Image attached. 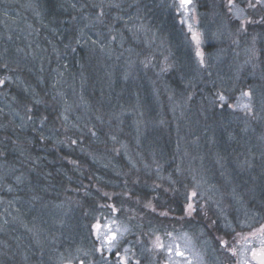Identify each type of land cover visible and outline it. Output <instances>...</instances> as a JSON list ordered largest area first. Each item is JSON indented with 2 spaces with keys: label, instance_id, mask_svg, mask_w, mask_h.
Returning <instances> with one entry per match:
<instances>
[{
  "label": "trees",
  "instance_id": "obj_1",
  "mask_svg": "<svg viewBox=\"0 0 264 264\" xmlns=\"http://www.w3.org/2000/svg\"><path fill=\"white\" fill-rule=\"evenodd\" d=\"M229 1L198 0L203 67L172 0H0V264H115L127 246L156 253L155 237L231 240L264 219V6L243 3L244 30ZM246 44L263 67L222 74ZM248 83L251 112L219 104ZM201 160L223 196L187 215ZM109 217L132 229L112 252L94 232Z\"/></svg>",
  "mask_w": 264,
  "mask_h": 264
},
{
  "label": "rangeland",
  "instance_id": "obj_2",
  "mask_svg": "<svg viewBox=\"0 0 264 264\" xmlns=\"http://www.w3.org/2000/svg\"><path fill=\"white\" fill-rule=\"evenodd\" d=\"M172 2L173 6L175 7V13L179 18V23L185 27V31L189 36L191 53L195 58H197L203 67L206 66L208 58L206 46L211 42V40H208L209 36L200 27L199 20L200 14L202 15V13L200 12L198 0H192V3L187 6V11L180 7V0H172ZM243 3H246L248 6L254 5V7L257 5L264 6V0H230L228 2L230 12L233 14L234 18L243 22L242 28L246 30L247 27L244 23L247 20V12L243 7ZM259 14L260 13L257 12V15ZM260 19H262V17H259V20ZM194 36H196L198 39H194ZM198 53L202 55H198ZM261 57L262 55L260 49L254 45L246 44L237 50H231L232 59L227 64L226 72H222V74L232 73L238 75L241 71L253 67L254 70L251 72V75H254L257 70H260L259 68L263 67L259 63ZM220 62L221 60H215L211 66L206 67V71L204 70V75H216L218 78L216 84H218V82L220 83L218 77L219 74H221ZM254 62L259 64V68H256L257 64L255 63L254 65ZM231 76L233 77L236 75ZM261 79V83L264 87V75H261ZM249 86L250 84L248 83L247 87H245L246 89L238 93V98L235 99L233 103L229 96L225 94V90H221L217 97V99L221 102H219V104H228L229 106L231 105L230 107L236 111H243L246 113L251 112L255 101V91ZM260 91L264 93V89H260ZM246 93L249 95H245ZM262 95V97H264V94ZM245 105H247V107H245ZM263 112L264 109L259 113V118L262 116ZM261 137L264 139V132L262 133ZM190 159L195 161L193 157ZM206 159L209 165L208 157ZM194 164L196 165V163ZM199 165H197L196 168L195 166H192V168L189 166L188 169V172L193 175V178L189 179L187 182V187L190 189V200L184 207V212L187 215H194V209L198 206H202V204L205 206L207 203H210L211 205L217 207V204L219 203V197L223 196L222 193L215 190V186H209V183L205 178L207 177L209 166L206 168L205 160H201ZM201 169L202 173H200ZM198 173L201 176H198ZM224 175H226V171L220 172L221 178L219 181L222 183H226ZM211 178L212 176L209 179ZM228 184L233 183L228 182ZM224 194L227 195L226 193ZM210 198H213V201H211ZM200 202H202V204ZM228 202L229 206H226L229 209H233L232 203L236 202L232 200V195L229 193ZM160 204L162 206L168 205L164 199L161 200ZM189 205L192 207L189 208ZM146 206L150 207L148 203ZM224 212L222 211L220 215H222V219L225 221H231L232 219H235L232 217V214L229 210ZM238 221L241 222L240 219H238ZM254 222L257 221L250 222V224L248 223L244 231L238 232L231 240L226 239L222 241H216V238L213 240L209 238L206 235V232L202 229L196 232L191 230H182L166 236L155 237L152 240V247L155 249L156 253H152V248L149 246V256L143 254L141 257H134L132 246H127L122 252L118 254L117 260L120 262V264L132 262V259L136 264H257L253 259V252L264 248V219L260 222L258 221L259 223ZM97 224L101 225L99 233L96 229ZM97 224L94 226V232L95 235L99 237V250H102L103 248L109 252L118 249L122 241L130 235L132 230L129 224L123 222L117 217L106 218L104 221H99ZM228 224L232 225L231 223ZM183 225L184 223H179V226ZM110 234H115L116 237L111 246L104 239L105 236ZM224 242L227 243L225 244ZM158 243L163 244L164 247H158ZM169 249H171V251H169ZM177 249L182 251L184 255H177ZM151 254H153V258ZM117 260L115 264H117ZM66 264L75 263L72 261Z\"/></svg>",
  "mask_w": 264,
  "mask_h": 264
},
{
  "label": "snow or ice",
  "instance_id": "obj_3",
  "mask_svg": "<svg viewBox=\"0 0 264 264\" xmlns=\"http://www.w3.org/2000/svg\"><path fill=\"white\" fill-rule=\"evenodd\" d=\"M191 3H192V0H180V7L183 8L185 11H187V6L190 5ZM193 38L198 39L196 36H194ZM198 55H202V54L198 53ZM0 83H2V82H0ZM245 95H249V94L246 93ZM245 107H247V105H245ZM193 195H195V194H193ZM191 207L192 206L189 205V208H191ZM100 228H101V225L97 224L96 229H97L98 233L100 231ZM104 239L111 246L113 244V241H115L116 237H115V234H110V235L105 236ZM224 243L226 244L227 242H224ZM157 246L160 248L164 247V245L160 244V243H158ZM169 251H171V249H169ZM177 255L183 256L184 253L182 251H179V249H177ZM253 257L258 258L260 260V264H264V248H261L259 251H254Z\"/></svg>",
  "mask_w": 264,
  "mask_h": 264
},
{
  "label": "water",
  "instance_id": "obj_4",
  "mask_svg": "<svg viewBox=\"0 0 264 264\" xmlns=\"http://www.w3.org/2000/svg\"><path fill=\"white\" fill-rule=\"evenodd\" d=\"M260 250V249H259ZM259 250H257V251H259ZM253 259L255 260V262L257 263V264H260V260L258 259V258H254L253 257Z\"/></svg>",
  "mask_w": 264,
  "mask_h": 264
}]
</instances>
